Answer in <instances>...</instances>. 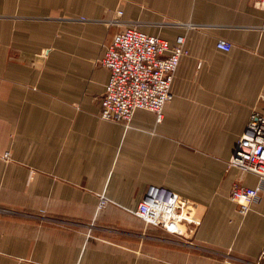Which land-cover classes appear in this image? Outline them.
I'll list each match as a JSON object with an SVG mask.
<instances>
[{"label": "crops", "instance_id": "1", "mask_svg": "<svg viewBox=\"0 0 264 264\" xmlns=\"http://www.w3.org/2000/svg\"><path fill=\"white\" fill-rule=\"evenodd\" d=\"M114 7L170 48L184 36L160 120L147 109L128 126L99 115L109 70L98 60L118 29L101 19ZM0 45V205L12 209L0 214V264L259 256L264 190L240 213L232 185L259 178L227 162L252 112L264 114L263 10L249 0H0ZM152 184L199 203L192 233L135 214Z\"/></svg>", "mask_w": 264, "mask_h": 264}, {"label": "built area", "instance_id": "2", "mask_svg": "<svg viewBox=\"0 0 264 264\" xmlns=\"http://www.w3.org/2000/svg\"><path fill=\"white\" fill-rule=\"evenodd\" d=\"M264 11V0H249ZM116 15L122 14L121 9ZM117 18V17H116ZM118 25L117 31L105 45L98 60L109 70V79L100 98L99 115L102 119L128 126L137 109H147L162 117L163 107L171 97V84L182 55L187 53L184 36L179 35L170 48L167 40L127 25L122 20L107 19ZM218 48L229 50L231 43L219 39ZM9 153H4L7 159ZM228 166L258 175L254 187L234 183L229 198L240 213H247L252 203L260 201L264 190V114L253 111L243 132L237 139ZM101 196L98 207L106 205ZM199 203L186 195L160 185H149L135 214L156 227L175 235L192 233L198 223ZM221 264H264V247L254 260L226 257Z\"/></svg>", "mask_w": 264, "mask_h": 264}, {"label": "rangeland", "instance_id": "3", "mask_svg": "<svg viewBox=\"0 0 264 264\" xmlns=\"http://www.w3.org/2000/svg\"><path fill=\"white\" fill-rule=\"evenodd\" d=\"M118 8H120V7H114V8H106L105 10H104V15H103V17H102V21L103 22H105L106 24H108V25H111V24H109L110 22L107 20L108 18H110L109 16H112L113 17V19H117V20H121V17L120 16H117L116 15V10L118 9ZM60 12V13H59ZM52 13H55V15H57L58 16V13H59V16H62V11H57V12H52ZM56 16V17H57ZM117 17V18H116ZM172 22V21H171ZM169 23V22H168ZM119 28V27H118ZM186 48V50H187V52H188V48L187 47H185ZM3 49V47L0 45V50H2ZM12 52L14 53L15 52V50H13L12 49ZM3 60V59H2ZM0 83H4V79H3V77L1 76L0 77ZM185 195V194H184ZM187 196V195H186ZM187 197H189V196H187ZM189 198H191V197H189ZM191 199H193V198H191ZM12 209H8V208H6V207H3L2 205H0V214H4V212H12L11 211ZM144 222H146V221H144ZM147 223V222H146ZM148 224H150V223H148ZM152 225V224H151ZM226 258V257H225Z\"/></svg>", "mask_w": 264, "mask_h": 264}]
</instances>
